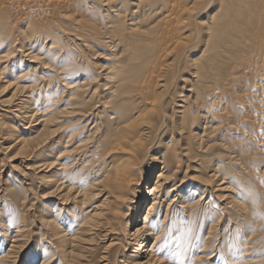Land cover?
I'll return each mask as SVG.
<instances>
[{
    "label": "bare ground",
    "instance_id": "obj_1",
    "mask_svg": "<svg viewBox=\"0 0 264 264\" xmlns=\"http://www.w3.org/2000/svg\"><path fill=\"white\" fill-rule=\"evenodd\" d=\"M111 1L100 0L105 8L103 12L105 20L100 24L104 29L100 32L96 31L98 42L91 40L92 32L84 28L82 22L85 21L84 14L80 20L77 17L71 20L73 28L61 27L63 35L56 34L53 27L45 29L46 18L45 22L42 21L44 24L35 21L42 14L35 0L34 4L39 7L38 9L27 8L21 1H16L17 7L21 6L25 9V16L20 23L16 22V18L13 25L6 24L0 15V83L3 81L0 90L11 88L10 96L0 98V130L6 136L14 137L13 141L15 145H19L20 152L33 155L37 153L36 156L40 160L37 168L42 172L38 177L40 182L51 190L49 193L46 192V195L63 191L60 202L68 205L59 206L56 203L38 210L40 225L37 232L42 231V235L49 238L50 241H45V244L46 248L51 249L42 251L43 259L40 264H93L84 262V257L88 256L92 249L97 248L96 242L101 239L104 242V249L97 264H112L116 261L118 264H261L264 258L248 256L253 247L245 240L246 235L243 239L238 235L229 240L223 238L225 231H229L224 226L232 219L230 213L228 214L230 211H225L224 207L235 211L240 219L246 214L247 203L240 199L241 192L251 195L254 193L252 187L248 188L247 182L243 185L241 184L243 181L240 183L235 180V184L234 178L227 176L224 171L226 169L223 170L218 161L217 166L211 164L207 167L206 175L196 170L199 175H203L197 177L198 188H193L194 190H190V184L182 188L180 183L185 182L183 179L178 184H171L181 169L179 153L177 155L179 151L176 148L172 152H165L162 156L153 154L156 158L155 166L151 168L148 165L147 160L152 158L148 154L150 147L145 142L158 136L160 144L162 135L171 127L169 121L174 114V111L169 112L167 109V103L170 101L174 103L175 99L171 97V100L164 101L162 98V93L169 85L168 79L163 76L164 79L152 81L159 66H156L157 70L155 69L152 74L150 72L154 67L149 70L150 74L145 71L152 59V48L158 45L157 43L160 45V42L164 41L163 38L168 41L167 44L170 43L168 48L169 46L173 48L170 47L168 52L164 51L166 47L163 48L161 53L165 54L163 60L169 57L171 62L165 64L163 73L161 71L163 68L159 67L161 68L160 73L158 72L159 76L167 75L170 66L173 63L178 64L181 54L182 56L184 52L188 54V50L198 45L194 43L193 46L197 37L202 39L205 48L199 58L191 60L196 69L192 72L193 88H190V94L186 96L189 98L194 91L192 89H195L204 77L202 70L210 69L214 60L218 58L214 50L217 51L222 45L225 46L226 41L237 42L238 37L243 38L246 29L241 21L244 22L245 18L248 21L254 18L255 15H250L260 8L259 5L262 6L264 0H180L181 3H174L163 15L166 0H130L124 7L122 3L113 5L114 2ZM52 2L43 0L48 6L54 4ZM95 3L93 2V5ZM64 6L55 8L61 17L72 15V11L69 14ZM73 13L72 17L78 11ZM4 14L9 16L10 13L5 11ZM93 15L92 18L98 17ZM15 16L17 17V14ZM29 17H34L32 19L35 20H28ZM88 18L91 19L89 16ZM172 23H177V28L171 34ZM261 30L264 32V29ZM231 33H239L241 36L236 34L234 36L238 37L234 39L235 37H230ZM253 35L250 38L245 37L251 40L254 38ZM159 36H163L162 40ZM257 38L259 39L258 34ZM262 39L258 42L262 43ZM97 43L104 44L107 48L103 47L108 53L104 62L95 69L88 60L90 56L88 50ZM229 46L235 49L230 43L228 48ZM254 47L256 46H252V51ZM211 50L214 53L208 56L207 51L211 54ZM256 50L254 52L257 57L254 56L256 58L254 61L259 64L261 70L251 72L254 80L253 88H255L253 92L260 91L263 96L264 43L256 47ZM231 52L233 51L228 54ZM206 53L207 56L204 57ZM187 54L184 56L187 57ZM248 55L251 56V53ZM160 57L161 55L156 58L160 59ZM222 58L221 56V60ZM228 58H231L230 55ZM183 61L182 64L184 63L185 66L190 65L189 62ZM162 62L159 63L164 65ZM253 63L254 66L257 65ZM220 65L217 70L222 71V64ZM209 69L205 71L208 74ZM96 70L97 74H101L95 83ZM222 88H216L218 90L212 93L215 95ZM197 96L189 103L181 100L183 103H179L178 106L179 124H181L179 131L189 128L186 120L188 115L193 117L192 125L196 127L187 134L186 145L182 151L185 157L184 163L195 160L197 156L194 154L193 141L188 138L197 141V144L207 141L202 147L206 151L210 146H208L210 139L221 127L223 129V124H218V121L227 110L221 108L224 101L220 96L218 98V95L214 97L211 94L210 99L212 96L214 99L209 102V106L198 102ZM224 100H226L225 96ZM262 104L264 105L263 101ZM217 105H221L218 108L223 110L217 109ZM241 106L245 108V101L241 102ZM259 108L258 115L264 117L263 106ZM10 116H18L16 124L7 121ZM221 132L220 140L224 137V131ZM259 134L261 138L258 140L257 137V141H260L258 144L264 148V128ZM176 142L173 137L168 143L165 140L167 147L170 144L173 146ZM231 156L235 161L238 159L236 152ZM222 158L224 159L225 156ZM201 162H196L197 165L194 166H200ZM186 164L188 168V163ZM157 167L161 171L157 175V181L153 183L154 186L148 189L141 187V179L145 178L141 174L149 168L146 179L148 182ZM5 182L7 183L8 180ZM26 183L27 180L18 184L17 190L11 191L14 203L11 200L13 204L0 214V248L4 247V251L0 252V264H4V259H8L9 264H24L19 263V254L26 248L27 242L17 246V241L28 237V227L24 217L16 220L7 213L11 210L15 213L17 206H24L25 202L31 201L28 199L32 191ZM6 190H10V185ZM196 190L201 191L202 194L197 200L193 198ZM207 191L212 194L209 195ZM46 195L44 199H48ZM254 196L256 194L253 198ZM70 198L76 199L77 202L69 206ZM213 198L217 199L222 204L219 206L222 207L218 206L219 203L213 204L217 202ZM253 198L250 197L249 201H256ZM94 200L97 201L91 203ZM145 204L147 206L144 209ZM248 210L247 212L250 213ZM256 210L254 212L258 215L260 211ZM250 214L254 216L253 212ZM247 215H245L246 219ZM59 222L64 226L62 227ZM115 225L119 228H115ZM238 225L236 227H240ZM112 233H115L116 237ZM113 247L116 248L114 255L109 252ZM30 257H33L32 261L37 259L33 255ZM25 264L33 263L25 262Z\"/></svg>",
    "mask_w": 264,
    "mask_h": 264
},
{
    "label": "rangeland",
    "instance_id": "obj_2",
    "mask_svg": "<svg viewBox=\"0 0 264 264\" xmlns=\"http://www.w3.org/2000/svg\"><path fill=\"white\" fill-rule=\"evenodd\" d=\"M16 1H21L23 6H26L27 8L38 9L40 7L39 9H40V11L42 10L41 11L42 14H41V16H39V19L35 20V19H32L34 17H29L28 20L40 21L42 24H44L43 22H45L44 19L46 18L47 19V20L45 19L46 20V22H45L46 27L44 26V28L48 29V28L53 27L55 29L56 34H58V35H63V33L61 32L62 28L63 29L73 28V24H72L73 22H71V20L74 19L75 17H77V19L80 20L83 17L82 16L83 14L85 16V18H83V19H85V21L82 19L83 20L82 22L84 23L83 26L86 29V31H89L90 33L92 32V34L90 35L91 40L93 39L94 42H98L97 41L98 37H97L96 31L100 32L104 29L103 26L100 24H103V22L105 20V16L103 13V12H105V8L102 5V3L100 2V0H49V1L54 2V4H51L49 6L47 4L45 5V3H43V0L42 1L41 0H35V2L37 1L36 3H37V5H39V7L36 4H34L35 3L34 0H32V1L31 0H0V7L3 4L2 7L0 8V13H1L0 15L2 16V19L4 20V22L6 24H12L13 25L16 20H17L16 21L17 23H20V21H22L24 16H25L24 15L25 9H23V7H21V6H18L19 8L21 7L19 9L17 7ZM129 1L130 0H112L111 2H114V3H112L113 5H118L119 3H122L123 4L122 7H124V5H126V3H128ZM181 1H183V0H181ZM93 2H96V3L93 5ZM261 2H258V3H261ZM14 3H15V5H14ZM174 3L176 4V3H181V2H180V0L179 1L178 0H166V9L164 12H162V15L165 14L166 10L170 9ZM261 4H262V6H260V5L258 6L261 8V10H260V8H257L256 12L255 13L253 12L250 15V16L255 15L254 18H252L250 21H248V19L246 20V18H245L244 22L241 21L243 27L246 29V33L244 34L243 38L239 33H231L230 37L234 38L235 37L234 35L238 34V36H241V38L236 36V37H238L237 42H231V41L227 42L226 41V44H225L226 47L224 45H222V47H220L219 50H217V51H216V49L214 50L215 53L212 52L213 50H211V52H212L211 54H210V51H207L208 56L209 55L211 56L213 53L214 54L217 53V57L220 59H218L216 57L217 58L216 60H218V61L214 60V62L211 66L215 65V67L210 66V69L206 68V69L202 70L204 77L202 78V81L199 83V85L197 84L195 89H192L194 91L192 93V96H190L189 98H186V96H188L190 94V91H189L190 88H193L191 86V85H193L192 72L196 69V67H194L195 65L191 63V60L199 58V56L201 55V52L205 48V42L204 41L202 42V39L200 40L197 37L198 39L196 38V40L193 42V46L196 43H198V45L196 44V46H194L193 48L188 50V54L186 52L188 58L184 56V55H186L184 52L183 56L181 54V58H180L178 64H175V63L172 64L173 67L175 64L177 66L176 68L175 67L173 68L172 66H170L169 73L167 75L161 74L162 76H159V73H160L159 71L161 70V68H163V70H161L163 73L165 71V64H169L171 62V58H169V57H166L163 60L165 54H161L163 51V48H165V47L166 48L164 51L168 52L170 50L169 48L171 46H169V48H168V45L170 43L167 44L168 41H166L163 38V36H159V38H161L160 40H162V38L164 40V41H162V43L163 42H165V43L162 44L160 42L162 49H161L159 43H157L158 45H156L155 47L152 48V50H151L152 59H150L151 61L149 62L148 66H147V70L145 72L147 74H150V73L152 74V72H155L158 69L156 71V73L154 74V78L152 81H159L161 79H164V77L166 80L168 79L169 85L166 88V90L164 91V93H162L163 94L162 98L164 101L171 100V97H173L175 99L174 103H172L170 101L169 103H167L168 106L166 105L169 112H170V110L172 112L174 111V114L171 116V119L169 121L171 123V127L162 135L163 139H160L161 140L160 144H159L158 136H156V137L154 136L153 139L150 138L145 143H147L150 147L148 154H149V156H151L152 160L151 159L147 160V163H148V165L151 166V168L153 166H155L154 160H156V158L153 156V154H155V156L156 155L162 156L165 152H172L175 148L177 151H179V152H177V155L179 153L178 159L181 161V169L177 173L176 179L171 184H173V183L178 184L183 179L185 182L180 183V184H182L181 185L182 188L185 185L190 184V188H191L190 190H194L193 188H198L197 179H199V178H197V177L200 175H203V174L199 175V173L196 170H200L201 173H204L206 175L207 167L209 165L214 164L217 166L219 163H221L220 166H222L223 170L226 169L224 171L227 173V176L230 178H234V182H235V180H236V182L239 181L240 183H241V181H243L241 184H243V183L245 184L247 182L246 184L248 185V188L252 187L251 189L254 192L251 196L248 197L247 200L240 198L241 200H243L244 202L247 203L246 212H245L246 214L241 216V217L246 219L245 215L248 214L247 219L246 220H244L243 218L240 219L239 215L237 213H235V211L233 212L231 209H227L224 207L225 211H230V212H228V214L230 213L229 216L231 215L230 217L232 218L231 219L232 221L228 220L226 222L227 226L225 225L224 227L225 228L227 227L226 230H229V231L231 230V231L230 232L228 231L229 233L227 231H225L226 234L223 233V235L225 234L223 238H226V239L228 238V240H229L230 238H233L234 236L238 235L243 239V238H245L244 235H246L245 240L250 242L251 246L253 247V248H251L252 250H250L251 254H248V256L249 257L254 256V257L264 258V218H261L262 216H264V209H263L264 208V201H262V200H264V148L262 147V145L258 144L260 141L259 142L257 141V137H259L258 138V140H259L261 138L260 134H262V132L260 134H259V132L262 131L264 128V117H262L261 115L259 116L257 113L260 110L259 107L262 108V106H263V108H264V105L262 104V101L264 102V100H263L264 99V93H262L263 94V96H262L260 94V91L254 90V92H253V89H255V88H253L254 87V84H253L254 80H253V76L251 75V72L253 70L254 71L257 69L261 70L260 69L261 67L258 66L259 64L256 63V61H254L256 59L255 57H257L256 47H258L259 45L264 43L263 42L264 36L262 35V34H264V32H263V30H261V29H264V27H263V25H264V8H263L264 1ZM62 5L63 6L65 5L63 8H66L69 11V14H71V11H72V15H69L67 17H61V14H59L55 8H57V7L61 8ZM51 6H52V9H51ZM92 6L93 7L95 6V7L92 8ZM26 7H24V8H26ZM87 9H88V11H87ZM92 9H94V10H92ZM4 10L6 11V13H10L9 16L7 14L3 15V13H5ZM43 11L45 14L43 13ZM77 11H78V13H75V16L72 17L74 15L73 12H77ZM258 11H260V12H258ZM87 13H88V15H87ZM93 13H94V15H97L98 16L97 18H99L100 20L97 18L96 19L92 18L91 15H93ZM16 14H17V17L15 16ZM46 14H47V16H45ZM98 14H100V15H98ZM42 15H44V16L42 17ZM67 15H68V13H67ZM94 15H93V17H94ZM3 16H4V18H3ZM88 16L91 19H89ZM101 17H102V19H101ZM256 17H258L257 20L259 19V21L256 20ZM40 18L43 20H40ZM86 18H87V21H86ZM25 19H27V18L25 17ZM92 19H94L96 21V23ZM61 20H62V22H61ZM88 20H90V21L88 22ZM102 20H103V22H102ZM98 21L100 23H98ZM86 22H87V24H86ZM67 23L69 24V26L67 25ZM91 24L94 26H92ZM172 24L173 25H172L171 34L174 32L173 30L175 28H177L176 27L177 23H172ZM245 25H247V27ZM261 26H262V28H261ZM89 28H91V29L89 30ZM170 28H171V26H170ZM252 29H253V31H252ZM255 29H257V30H255ZM256 33L258 34V37H259V39L258 38L257 39L260 42L262 39L261 36H263L262 43L257 41V39H256L257 34ZM251 35H253L252 38L254 37L253 38L254 41H253V39H251V40L248 39V37L250 38ZM171 36H173V35H171ZM245 36H248V37H245ZM236 37L234 39H236ZM244 38H247L248 40L246 39V40L242 41ZM197 40H198V42H196ZM238 40H239V42H238ZM246 41H248V42H246ZM255 41H257L259 45H257V42H255ZM251 42H253V43H251ZM227 43H228V45L230 43V45L235 46V49H234V47L229 46V48L231 49L230 50L228 48ZM233 43H236L237 46L234 45ZM240 43H242V45H240ZM244 43H247L249 45L252 44L250 46L251 49H250L249 45L244 44ZM162 45H164V46H162ZM245 45H247V46H245ZM103 46L106 47L102 43H97V45L93 46L90 50H88L89 54H90V56H88V60L91 62V64L94 66L95 69H98L100 64L104 62V58L106 57V54L108 53ZM190 46H192V43L190 44ZM252 46H256V47H254V50H256V53L254 52V50L252 51V49H253ZM171 48H173V47H171ZM166 49H168V50H166ZM239 49H241L242 52ZM243 49H245V50H243ZM229 50L233 51V52H231V53H233V55L231 53L228 54V52H230ZM234 50H237V52H239V53L236 54L237 52ZM246 50L248 52H245ZM224 51H226L227 54ZM166 52H164V53H166ZM240 52H241V54L243 53V55H241ZM94 53H97V55H93ZM207 53L204 55V57L207 56ZM218 53L223 57L222 60H221V56ZM222 53H223V55H222ZM250 53H251V56L253 54L252 58H251V56L248 55ZM160 55H161L160 59L156 58V57H159ZM225 55L227 57H224ZM229 55L231 58H228ZM242 56H244L246 58L244 59ZM184 57H185V59L187 58V60H185ZM154 58L157 59L158 61L160 60L159 62L163 61L162 63L164 65H162L158 61H155ZM246 59H250V60H246ZM182 61L183 62L187 61L190 63V65H188V67H187V65L185 66L184 63L182 64ZM252 61L255 62L257 65L254 66V63ZM156 62L158 65L156 64ZM218 62H219V64H218ZM1 63H2V61H1ZM151 63H155V64L153 65ZM216 64H218V65H216ZM220 64H222V67H223V68L221 67L222 71L217 70L218 68H220V66H221ZM156 66H159V67L161 66V68L157 67V69H156ZM189 66H190V68H189ZM191 66L194 69L191 68ZM180 67H181V69H180ZM151 68H153L152 71L150 70ZM177 68H178V70H177ZM207 69H209L208 70L209 74L206 73ZM176 71H177V73H176ZM97 72L98 71L96 70L95 74L97 75V78L95 79V83L99 80L100 74H101V73L97 74ZM219 74H220V77H219ZM244 75H245V77H244ZM211 83H212V85H211ZM218 83H220L221 85ZM2 84H3V81L0 83V86ZM181 86H184V87H181ZM141 87H142V85H141ZM156 88H158V87H156ZM213 88H215V90ZM216 88H218V89L222 88V89H220L219 92H217V94L215 93L216 96L218 95L217 96L218 98H219L220 94H223V92L225 91L224 92L225 95L223 94L220 96L221 99H223V101H224V103L221 104L222 105L221 108H223L224 110L225 109H227V110H225L226 112L224 111L225 114L223 116H221V118L218 121V124L219 123L221 125L223 124V129L221 127L219 132L218 133L216 132V135L212 138L213 140L210 139V142L208 143V146L209 145L210 146L206 151H204V149H202V147H203V145H205V143L207 141L202 143V144H197V141H194V140H191L188 138V140H190L191 142L193 141L192 142L194 144L193 148L195 147L194 148V154L197 156H196L195 160L186 161V163H188V168H187V164L184 163L185 157H183L182 151L184 150V146L186 145L187 134L194 127L192 125V121L194 119L192 116L188 115V118L186 120H188V127L189 128L187 130H184V131H179V127L181 126V124H179V113H178L179 103H183V102H181V100H185L186 102L189 103L190 100L193 101V99L196 97V95H198L197 96L199 98L198 102L204 103V104L206 103L205 105L209 106V102H211V100L214 99L213 96L216 97L214 95V93H212V92H215L216 90H218ZM10 90H11V88H9V87L4 89V90H0V98L4 99L5 97L10 96ZM251 90H252V92H251ZM198 92H200V93H198ZM211 94L213 95L212 99H210ZM224 96H225L226 100H224ZM258 100H261L260 101L261 103ZM244 101L246 104L245 108H243L241 106V102H244ZM248 102H250V103H248ZM221 105H217V109L223 110L221 108H218ZM242 105H244V104H242ZM202 108L206 109L205 107H202ZM198 116H199V113H198ZM256 116H258V117H256ZM13 117H14V119H13ZM174 117L177 119H174ZM261 117L263 119H261ZM7 121L12 123V124L13 123L16 124V122L18 121V116H10V119H8ZM261 125L263 128L261 127ZM18 128L21 129L22 127L18 126ZM194 128H196V127H194ZM225 129H226V131H225ZM16 131H18V130L16 129ZM221 131H224V135H223L224 137H222L220 140V137H221L220 135L222 133ZM172 137L174 140L176 139L177 142L173 146H172V144H170L169 147H167V145L165 144V140H166V143H168L172 139ZM13 138L14 137H12V136H9V137L6 136L4 134V132H2L0 130V214H3L4 209H7L8 206H10L11 204L14 203V201L12 199V192L11 191L17 190L16 188L19 186L18 184H21L25 180H27L28 184L26 183V186L30 187L31 188L30 191H32L31 197H29V199H28L31 201L25 202L24 206H22V205L20 207L17 206V210H15L16 215L12 210L9 211L7 213V215L9 217H14V219H16V220L19 217H24L25 224L28 227V232H29L28 237H25L24 239H19V241H17V246H20L21 244H24L25 242H27L26 248L23 249V251L19 254V256H20L19 263L25 264V262H28V263L32 262L33 264H40V262L43 259V252L42 251H46V249L49 251L51 249H49L48 247L46 248L47 245L45 244V241L47 242L49 240V238L48 237L45 238L42 235V231L37 232V231H39L38 227L40 225L39 219L37 217V215L39 214L38 210L43 209L47 206H53L56 203H58L59 206H68V205H63L60 202L61 201L60 195H62L64 193L63 191H61V192L57 191V192L52 193L50 195H46V192L49 193L51 190L47 189V187H45V185L42 182H40L41 180L38 177V176H40V174L42 172L39 171L40 168H37L39 166L38 162L40 161L38 159V157L36 156L37 153L33 155L31 153L20 152L18 149L19 145L18 144L15 145ZM219 140L221 141V144L219 143ZM222 141L224 142L223 144H222ZM227 145H229V146H227ZM231 151L234 154L236 152V155L238 156L237 157L238 161L237 160L235 161V159L232 158L231 155L233 153ZM218 152L220 153V155ZM211 153H212V155H211ZM216 154L219 156H217ZM243 154H244V156H243ZM224 156H225V158L223 159L222 157H224ZM256 156L257 157L259 156V157L257 158ZM241 158L242 159L244 158V160H241ZM202 160L204 163L201 162ZM209 160H211V161H209ZM220 160H221V162H220ZM218 161H219V163H217ZM196 162H198V163L201 162V165L200 166H194V165H197V164H195ZM222 162H224V163H222ZM160 171H161V169H159L157 167L152 172L151 176L149 175L150 180L147 182L146 179H148L147 173L149 172V168L146 169V171H144L143 174H141V176L143 175V177H145V178L141 179V187H143L145 189H148L149 187L152 188L154 186L153 183H155L157 181V175L160 173ZM185 171H186V173H185ZM237 171H239V172H237ZM236 172H237V174H236ZM233 173H234V175H233ZM6 180H8L7 183L5 182ZM236 182H235V184H236ZM8 185H10V190H6V187ZM207 193L209 195L212 194L210 191H207ZM194 194L195 195L193 198H195L196 200L199 199L200 196L202 195L201 191H197V190L195 191ZM254 194H256L257 197L259 194V198H261V199L257 198L256 196H254V198H253ZM45 195L48 197V199L43 198ZM206 197H207V195H206ZM250 197L255 199L256 201L250 202L249 201V200H251ZM253 199H252V201H253ZM11 200L13 203L11 202ZM214 200L217 202L213 203V204L219 203L218 206L222 205L217 199H214ZM214 200H213V202H215ZM259 200H261L262 202ZM96 201L97 200L91 201V203L94 204ZM32 202H34V203L31 206ZM76 202H77L76 199L70 198L68 204H69V206H71L73 203H76ZM256 202H258V204ZM250 203H252L253 206ZM260 204H261V206H260ZM255 205L257 207H255ZM144 206H145L144 207V209H145L147 205L145 204ZM219 207H222V206H219ZM253 207L255 208V210L257 209L256 210L257 212L260 211V213H258L259 216L255 214V212H254L255 210ZM249 208H251V209H249ZM247 210L250 213L253 212L254 216H252L250 213H248ZM261 210H263V211L261 212ZM232 212L235 214H233ZM63 213H65V211H63ZM260 214L261 215L263 214V215L261 216ZM235 215H238V216H235ZM236 220H238V222L239 221L240 222L237 223ZM59 224L62 227L64 226V224H62L60 222H59ZM236 225L240 226L241 228L236 227ZM114 227L119 228V226H117V225H115ZM112 235H114V237H116L115 233H112ZM249 235L251 237L250 239H249ZM103 244H104V242L102 241V239L97 241L96 242V245H98L97 248L92 249L91 252L89 253V255L84 257V262H92L93 264H97L99 262V260H98L99 256L102 254L103 249H104ZM115 249L116 248L113 247L109 250V252L112 253V255H114ZM3 251H4V247L0 248V252H3ZM32 255L36 256V258H37L36 261H32L31 258H33V257H30ZM29 257H30V259H29V261H27V259ZM3 262H4V264H9L8 259H4ZM112 264H118V263L116 261V262H113ZM261 264H264V262H262Z\"/></svg>",
    "mask_w": 264,
    "mask_h": 264
},
{
    "label": "snow or ice",
    "instance_id": "obj_3",
    "mask_svg": "<svg viewBox=\"0 0 264 264\" xmlns=\"http://www.w3.org/2000/svg\"><path fill=\"white\" fill-rule=\"evenodd\" d=\"M250 195H251V193L245 194L244 191L241 192V198H242V199L247 200L248 197H249ZM254 202H255V201H254ZM261 218H264V216H262Z\"/></svg>",
    "mask_w": 264,
    "mask_h": 264
}]
</instances>
